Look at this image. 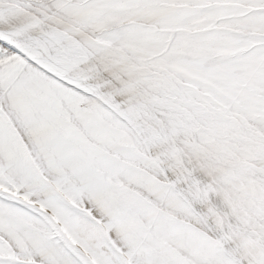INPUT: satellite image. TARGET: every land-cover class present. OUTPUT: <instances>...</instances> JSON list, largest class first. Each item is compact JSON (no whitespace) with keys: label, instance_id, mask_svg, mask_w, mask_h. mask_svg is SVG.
I'll use <instances>...</instances> for the list:
<instances>
[{"label":"snow or ice","instance_id":"snow-or-ice-1","mask_svg":"<svg viewBox=\"0 0 264 264\" xmlns=\"http://www.w3.org/2000/svg\"><path fill=\"white\" fill-rule=\"evenodd\" d=\"M0 264H264V0H0Z\"/></svg>","mask_w":264,"mask_h":264}]
</instances>
